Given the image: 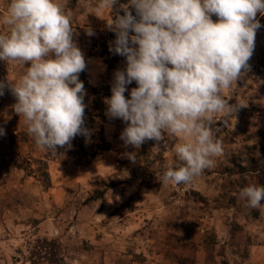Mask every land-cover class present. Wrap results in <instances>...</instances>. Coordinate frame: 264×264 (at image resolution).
Returning a JSON list of instances; mask_svg holds the SVG:
<instances>
[{"label":"rangeland","instance_id":"obj_1","mask_svg":"<svg viewBox=\"0 0 264 264\" xmlns=\"http://www.w3.org/2000/svg\"><path fill=\"white\" fill-rule=\"evenodd\" d=\"M101 2L58 0L72 14L86 62L79 80L88 137L55 154L43 150L15 112L10 89L0 95V264H264V206L239 198L243 187L262 186L255 170L264 161V15L257 14L262 26L249 69L223 93L233 111L214 118L222 153L191 183L175 184L160 177L176 164L179 138L166 134L167 148L153 140L126 146V123L106 115L115 72L126 69V59L114 69L106 62L116 39L107 21L124 13L120 0L111 12ZM8 4L0 0V34L8 31ZM29 66L0 60V82L19 79ZM137 86L126 85L125 97ZM104 140L109 147L97 150ZM82 143L96 157L81 159Z\"/></svg>","mask_w":264,"mask_h":264},{"label":"clouds","instance_id":"obj_2","mask_svg":"<svg viewBox=\"0 0 264 264\" xmlns=\"http://www.w3.org/2000/svg\"><path fill=\"white\" fill-rule=\"evenodd\" d=\"M117 3L102 0L100 7L111 12ZM119 7L124 14L107 21L116 35L109 50L126 57V69L115 72L106 115L126 123L120 135L126 146L139 149L153 140L167 148L166 134L179 138L172 147L176 164L160 180L191 183L222 153L214 118L233 111L223 93L250 67L264 0H128ZM71 15L58 0H9L2 18L8 31L0 34V60L30 64L19 79L0 82V95L10 89L28 134L54 154L76 136H89L79 80L86 62L73 40ZM133 81L138 86L126 98ZM239 198L261 208L264 186H245Z\"/></svg>","mask_w":264,"mask_h":264},{"label":"trees","instance_id":"obj_3","mask_svg":"<svg viewBox=\"0 0 264 264\" xmlns=\"http://www.w3.org/2000/svg\"><path fill=\"white\" fill-rule=\"evenodd\" d=\"M125 2L127 3L128 0H120V3L122 4H125ZM113 46V45H111ZM110 60L108 59L106 62L108 63L109 65V69H114L115 68V63H117L118 61H121L123 59H126V57L124 56H121V55H118V54H115L114 52L110 51ZM108 143H106V141L104 140L101 147H97V150H102V149H107L109 147V145H107ZM79 149H80V152L81 154L79 153L80 157H82L81 159H83V157L85 158H89V160L93 159L94 157H96V154L97 152H91V151H88L87 149V146L82 143L80 146H79ZM87 163H89L90 161H86ZM257 172V178H258V181L259 183L264 186V161L263 163H261L260 167H258L256 170Z\"/></svg>","mask_w":264,"mask_h":264},{"label":"crops","instance_id":"obj_4","mask_svg":"<svg viewBox=\"0 0 264 264\" xmlns=\"http://www.w3.org/2000/svg\"><path fill=\"white\" fill-rule=\"evenodd\" d=\"M6 11V10H5Z\"/></svg>","mask_w":264,"mask_h":264}]
</instances>
